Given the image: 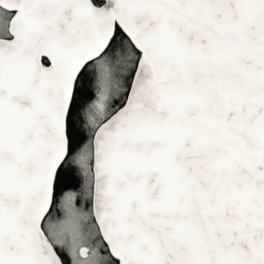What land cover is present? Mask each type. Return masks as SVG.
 <instances>
[{"label":"snow or ice","instance_id":"6c2138e0","mask_svg":"<svg viewBox=\"0 0 264 264\" xmlns=\"http://www.w3.org/2000/svg\"><path fill=\"white\" fill-rule=\"evenodd\" d=\"M0 264H264V0H0Z\"/></svg>","mask_w":264,"mask_h":264}]
</instances>
